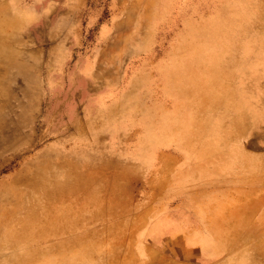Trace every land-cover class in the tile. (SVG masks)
I'll use <instances>...</instances> for the list:
<instances>
[{"label": "rangeland", "instance_id": "374dc122", "mask_svg": "<svg viewBox=\"0 0 264 264\" xmlns=\"http://www.w3.org/2000/svg\"><path fill=\"white\" fill-rule=\"evenodd\" d=\"M223 187L242 234L162 230ZM256 231L264 0H0V264H264Z\"/></svg>", "mask_w": 264, "mask_h": 264}, {"label": "crops", "instance_id": "0c3cea01", "mask_svg": "<svg viewBox=\"0 0 264 264\" xmlns=\"http://www.w3.org/2000/svg\"><path fill=\"white\" fill-rule=\"evenodd\" d=\"M223 190L225 192L210 196H203L202 193H197L194 190L193 200L188 202L190 206L186 203L187 208L191 209L194 219H186L184 222L180 218L176 222L172 220L170 223L162 225V230L167 228L168 235L173 237L187 236L189 242L192 239V243L194 241L198 242L199 239L197 237L200 236L242 234L232 230H244L241 227L243 222L248 219V217H245L247 213H243L239 209H232L231 205H229V197L225 194L227 193V188L223 187ZM249 229L254 228L247 227V230ZM256 232L264 234L259 231Z\"/></svg>", "mask_w": 264, "mask_h": 264}]
</instances>
